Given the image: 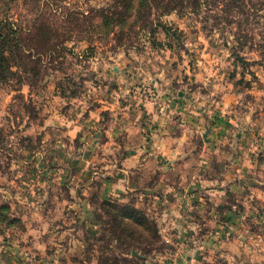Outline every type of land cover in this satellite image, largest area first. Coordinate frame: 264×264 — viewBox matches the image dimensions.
<instances>
[{
	"label": "rangeland",
	"instance_id": "rangeland-1",
	"mask_svg": "<svg viewBox=\"0 0 264 264\" xmlns=\"http://www.w3.org/2000/svg\"><path fill=\"white\" fill-rule=\"evenodd\" d=\"M171 2L175 8L168 11L164 5L144 11L140 0H0V18L15 23L22 48L6 52V59L0 51L2 247L7 233L58 216L64 231L83 236V249L112 259L110 264H164L166 252L180 249L172 239L176 229L159 223L161 205L147 194L97 201L89 209L92 221L82 223L86 195L72 191L69 162L86 158L95 145L83 130L70 135V123L90 127L95 137L101 126L88 127L90 112L122 103L119 90L133 96L138 88L182 115L174 113L176 132L200 143L218 139L205 152L209 169L225 172L233 159L240 173L251 170L249 219L197 226L199 231L264 239V0ZM152 76L163 78L157 87ZM111 117L102 115L108 127ZM228 197L244 214L246 197ZM108 201L130 231L123 241L106 214ZM131 248L138 249L135 255Z\"/></svg>",
	"mask_w": 264,
	"mask_h": 264
},
{
	"label": "crops",
	"instance_id": "crops-1",
	"mask_svg": "<svg viewBox=\"0 0 264 264\" xmlns=\"http://www.w3.org/2000/svg\"><path fill=\"white\" fill-rule=\"evenodd\" d=\"M152 77L151 83L157 87L163 78ZM138 90L133 96L129 89L119 90L116 94L124 100L114 102L110 112L105 107L90 112L88 127L101 126L95 137L90 127L70 123V135L83 130L84 139L95 145L86 152V158L79 159L75 154L69 162L73 167L72 191L86 195L82 223L89 222V209L95 202L125 200L128 194L139 192L161 205L159 223L176 229L172 239L180 242V249L166 252L164 264H216L220 258L227 264H264V239L231 230L215 229L214 233L197 228L207 224L240 225L249 219L253 205L248 191L255 189L250 187L251 170L240 173L233 159L225 172L209 169L210 158L205 152L214 149L218 139L200 143L176 132L174 113L179 119L182 115L174 112V106ZM109 113L112 125L108 127L109 121L104 124L102 115ZM232 192L246 197L244 214L237 212L241 204L231 203L228 196ZM49 221L19 234L7 233L3 238L6 243L0 245V264H98L97 252L82 248V235L64 231L58 216Z\"/></svg>",
	"mask_w": 264,
	"mask_h": 264
},
{
	"label": "trees",
	"instance_id": "trees-1",
	"mask_svg": "<svg viewBox=\"0 0 264 264\" xmlns=\"http://www.w3.org/2000/svg\"><path fill=\"white\" fill-rule=\"evenodd\" d=\"M127 5H130L132 3V0H125ZM140 0V8H143L144 11L145 10H151L153 9V7H160L162 5H164V9L165 11H168L170 9L175 8V6H173L171 3L172 0ZM174 1V0H173ZM165 2V4H164ZM195 2L197 3L198 0H195ZM182 3V1L180 2ZM117 11L115 10L113 12V14H116ZM0 51L2 52L1 57H3V59H6L7 56L5 55L6 52H9L10 55H14V52H22V48L20 49V43L18 41V35H20L18 30H14V26L15 23L10 22L6 17H2L0 18ZM12 25V26H11ZM11 26V27H10ZM10 27V28H9ZM13 37V38H12ZM20 37V36H19ZM19 53V54H20ZM9 55V56H10ZM112 201H108V202H104V206L108 207L109 209L107 210L106 214L111 217V222L120 230V234L117 236V240L118 241H123L124 237L128 236V232L129 229L125 226H123V220L121 218H118V216L113 213L112 209L113 207H116V204L113 203ZM127 211H132L133 216H138V213L135 212L132 208H128L126 207ZM126 213V212H125ZM128 214V213H126ZM130 235H132L130 233ZM136 237V236H135ZM137 238V237H136ZM131 239H134V237L132 236ZM134 251H138L137 248H131L130 249V253L132 254ZM136 258V257H134ZM98 264H110V261H112V259L109 258H102L100 255L98 257ZM117 260V259H116ZM208 264V263H205Z\"/></svg>",
	"mask_w": 264,
	"mask_h": 264
},
{
	"label": "water",
	"instance_id": "water-1",
	"mask_svg": "<svg viewBox=\"0 0 264 264\" xmlns=\"http://www.w3.org/2000/svg\"><path fill=\"white\" fill-rule=\"evenodd\" d=\"M86 208H87V207H86V203H84V209L86 210ZM133 254L135 255V252H134Z\"/></svg>",
	"mask_w": 264,
	"mask_h": 264
}]
</instances>
